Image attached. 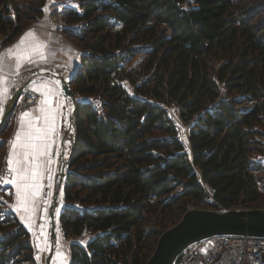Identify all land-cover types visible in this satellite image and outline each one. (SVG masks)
Here are the masks:
<instances>
[{
    "label": "trees",
    "instance_id": "obj_1",
    "mask_svg": "<svg viewBox=\"0 0 264 264\" xmlns=\"http://www.w3.org/2000/svg\"><path fill=\"white\" fill-rule=\"evenodd\" d=\"M77 1L66 13L77 27L64 29L85 49L72 87L100 102L78 101L59 223L92 237L70 245L68 264H145L172 220L209 207L203 183L225 206H261L264 0ZM45 4L0 0L3 44ZM160 102L191 122L189 148ZM13 225L0 264H38L28 230Z\"/></svg>",
    "mask_w": 264,
    "mask_h": 264
},
{
    "label": "crops",
    "instance_id": "obj_2",
    "mask_svg": "<svg viewBox=\"0 0 264 264\" xmlns=\"http://www.w3.org/2000/svg\"><path fill=\"white\" fill-rule=\"evenodd\" d=\"M53 1L56 0H46L43 16L32 22L14 40L3 44V37L0 35V101H2L0 103L2 104L0 116L4 103L14 88L32 77L34 72L47 67H53L61 70L63 73L72 74L80 66L81 48L64 32L66 27H77V24H67L66 26L64 21L61 24L52 22L45 8ZM78 6V1L70 0L66 7L68 9V7L78 8ZM29 31L34 34V37H25V34L29 33ZM22 37H25L23 44L15 47L21 41ZM35 45H41L42 47L33 50ZM9 49L12 51L9 52ZM26 90L40 95L41 100L39 104L31 109L20 110L15 108L5 128L0 133V141L5 142L4 157L8 161L10 153L9 141L13 140L14 134L17 131L20 132V140L17 142L15 154L12 157L13 164L11 167L15 169L17 167L16 160L18 158L23 159L24 149L20 145L26 142L28 134L34 133L37 127L45 130L46 138L39 142L33 141V143H40L42 146L41 151L46 154L37 155L33 163L26 164L30 169H35V178H30L27 181L29 187L26 190L27 197H33L37 191V183L44 181L46 177L50 162L53 160L55 164V161L59 157L61 158V162L64 160V151L62 148L64 147L66 139L62 142V125L64 122L63 114L66 103L61 93V86L52 73H45L41 77L36 78L28 85ZM42 109L43 111H41ZM25 113L28 115H24ZM65 118L66 115H64ZM29 160H32L31 156H29ZM15 175L16 173L13 172V177ZM52 264H59V260H55Z\"/></svg>",
    "mask_w": 264,
    "mask_h": 264
},
{
    "label": "water",
    "instance_id": "obj_3",
    "mask_svg": "<svg viewBox=\"0 0 264 264\" xmlns=\"http://www.w3.org/2000/svg\"><path fill=\"white\" fill-rule=\"evenodd\" d=\"M45 73H52L56 77L58 84L61 86L62 95L66 97L67 102L72 103V112L70 115L71 130L70 128L63 129L62 141L64 142L65 139L69 138L72 147L68 156L63 160L61 171L52 192V203L49 205V193L51 191L53 172V166H51L40 210V222L42 224L45 223L46 220L50 222L48 240L51 245L48 254L45 256L44 264H52L54 250L57 244V209L62 195L66 171L70 165L75 146L78 113V101L72 87L75 72L72 74L63 73L61 70L53 67H47L34 72L32 77L14 88L13 92L4 103L3 111L0 116V132L5 127L11 113L16 108L19 98L28 85ZM218 234L264 237V207L228 209L226 211L206 208L188 209L175 225L166 229L159 236L154 251L145 264H173L178 255L190 243Z\"/></svg>",
    "mask_w": 264,
    "mask_h": 264
},
{
    "label": "rangeland",
    "instance_id": "obj_4",
    "mask_svg": "<svg viewBox=\"0 0 264 264\" xmlns=\"http://www.w3.org/2000/svg\"><path fill=\"white\" fill-rule=\"evenodd\" d=\"M21 1H27V0H21ZM61 4H64L66 7L68 2L70 0H58ZM77 1V0H73ZM17 4H20V1H16ZM67 8V7H66ZM48 11V6L45 8ZM49 14V11H48ZM50 18V15H49ZM65 19H60L57 17L55 20L57 24L63 23ZM67 23V21H66ZM81 48V55L84 52V48ZM144 53L137 55L133 59H131L129 66L130 67H139L140 63L142 62L144 58ZM126 87H128L131 91L133 90V86L126 81L125 82ZM76 99L77 101H92V102H97L99 103L100 101L98 99H95L94 96H80L76 93ZM71 104V103H70ZM161 105H163L167 112L169 117L174 121L178 128V133L179 137L182 139V141L185 143V145L189 148V137H188V129H189V121H185L179 111V107L176 106L174 103H168V102H160ZM72 105V104H71ZM64 115H66V118L64 119ZM63 129L64 128H70L71 130V124L68 123V127L66 125L67 123V112L64 107V114H63ZM70 122V121H69ZM264 143V136L261 137ZM66 142H68L71 145V140L69 138L66 139ZM62 144V143H61ZM5 150L2 149L0 151V176L4 177L5 180L10 181L13 178V172L8 171V163L5 159ZM258 160L261 161L262 165L264 166V152L258 155ZM61 158L59 157L57 161L52 160L50 164L48 165L47 172H46V177L44 181H39L37 183V191L34 193L33 197H27L26 203L23 205L21 204V201L17 195V188L15 187L14 183H9V182H0V237L5 236L8 231L11 229H16V227L13 225L15 223V220L19 222L22 226H24L28 232L29 236L31 239V242L34 246L35 249V258L38 262V264H44V257L49 249V240H48V229L43 231L44 226L46 225L45 223L40 222V210H41V205H42V200L44 197V188L46 187V183L48 180V175L50 173V168L53 166L54 168V173L52 174L53 180H52V188L49 193V205L51 203V197H52V192H53V187L56 182V179L61 171L62 167ZM7 174H11L10 176H7ZM264 175V171H263ZM65 202L62 199L59 201V206L57 209V217H58V233H57V244H56V250L54 251L53 255V260L52 263L55 260H59V264H68L69 263V258H70V245L73 242H78L85 244L91 237L92 234L89 232L84 233L81 236H66L65 233L63 232L61 225L59 223V214L61 210L64 208ZM264 207V203L258 206H254L251 208H262ZM192 208H200L199 206H191L189 209ZM205 208V207H202ZM207 208V207H206ZM183 216V215H182ZM181 216V217H182ZM8 217H10L11 220H7ZM180 219H174V221H179ZM171 222V223H172ZM169 224L170 227H172V224ZM175 225V224H174ZM169 227V228H170ZM6 228L9 229L8 231H4ZM4 229V230H3ZM48 241V244L46 242ZM13 264V263H12Z\"/></svg>",
    "mask_w": 264,
    "mask_h": 264
},
{
    "label": "built area",
    "instance_id": "obj_5",
    "mask_svg": "<svg viewBox=\"0 0 264 264\" xmlns=\"http://www.w3.org/2000/svg\"><path fill=\"white\" fill-rule=\"evenodd\" d=\"M50 19L56 23L57 17L65 19L67 8L58 0L48 6ZM57 24V23H56ZM40 95L25 90L19 98L16 108L31 109L39 104ZM2 104H0V111ZM189 123H191L189 121ZM190 125V124H189ZM11 177V174H7ZM204 184L208 195L209 207L226 211L228 209H250L249 207H231L221 204L215 197V190ZM173 264H264V237L249 235L218 234L190 243L175 259Z\"/></svg>",
    "mask_w": 264,
    "mask_h": 264
},
{
    "label": "snow or ice",
    "instance_id": "obj_6",
    "mask_svg": "<svg viewBox=\"0 0 264 264\" xmlns=\"http://www.w3.org/2000/svg\"><path fill=\"white\" fill-rule=\"evenodd\" d=\"M29 36H33L34 34L29 31V33L25 34V37H29ZM25 37L21 38V41L18 42V45L15 47H19V44H23ZM38 47H42L41 45H35L33 50H36V48ZM9 52H11L12 50L9 49ZM19 59V58H18ZM19 66V64H18ZM0 103H2V101H0ZM43 111V109L41 110ZM24 115H28L27 113H25ZM46 138V133L45 130L37 127L35 128L34 133H29L27 136V140L25 143L21 144L20 147L22 149H24L23 152V159L18 158L16 160V164L17 167L15 169H13L11 166L13 164V154H15V150L17 147V142L20 140V132L17 131L14 134V138L12 141H9L10 144V153H9V157H8V171L10 172H15L16 175L13 177L12 180L7 181L5 180L4 177L0 176V182H9V183H14L17 187V195L21 201V204L23 205L24 203H26L27 200V188L29 187L27 181L32 178H35V169L32 168L30 169L29 167L26 166V164H31L33 163V161L35 160V157L37 155H43L46 154L45 152L41 151V144L40 143H33V141H42ZM29 156L32 157V160H29ZM31 174V175H30Z\"/></svg>",
    "mask_w": 264,
    "mask_h": 264
},
{
    "label": "bare ground",
    "instance_id": "obj_7",
    "mask_svg": "<svg viewBox=\"0 0 264 264\" xmlns=\"http://www.w3.org/2000/svg\"><path fill=\"white\" fill-rule=\"evenodd\" d=\"M65 98V109H66V112H67V123H66V125H68V123H70L71 124V122H69L70 121V115H71V112H72V103L71 102H67L66 101V97H64ZM71 103V104H70ZM62 147V146H61ZM71 147H72V144H71ZM63 149V151H64V157L63 158H65L66 157V155L69 153V151H70V144L68 143V142H66L65 141V143H64V147L62 148ZM68 156V155H67ZM62 158V159H63ZM58 178V177H57ZM57 180V179H56ZM51 203H52V197H51ZM51 203H50V205H51ZM49 228H50V222L48 221V220H46V225L44 226V228H43V230H42V232L43 231H45V230H47L48 229V232H49ZM46 244H48V241L46 242ZM50 242H49V249H48V251H47V253H46V255L48 254V252H49V250H50ZM56 248V247H55ZM55 251V250H54ZM55 253V252H54ZM45 255V256H46ZM44 260H45V257H44Z\"/></svg>",
    "mask_w": 264,
    "mask_h": 264
}]
</instances>
